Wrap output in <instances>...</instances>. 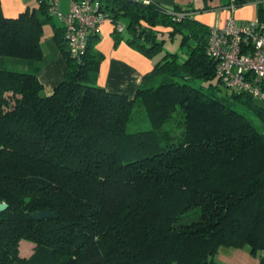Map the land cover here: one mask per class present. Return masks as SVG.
<instances>
[{
  "label": "trees",
  "instance_id": "trees-1",
  "mask_svg": "<svg viewBox=\"0 0 264 264\" xmlns=\"http://www.w3.org/2000/svg\"><path fill=\"white\" fill-rule=\"evenodd\" d=\"M36 1L16 17L0 1V264H219L220 248L264 253V102L217 76L199 11L101 0L114 47L125 38L152 71L132 98L110 93L97 84L100 33L78 60L59 27L66 73L46 95L41 44L54 24L50 0ZM159 34L187 48L182 62ZM37 211L55 217L34 221ZM22 242L33 245L27 258Z\"/></svg>",
  "mask_w": 264,
  "mask_h": 264
},
{
  "label": "crops",
  "instance_id": "crops-1",
  "mask_svg": "<svg viewBox=\"0 0 264 264\" xmlns=\"http://www.w3.org/2000/svg\"><path fill=\"white\" fill-rule=\"evenodd\" d=\"M2 12L6 17H16L27 8L29 4L23 0H0ZM35 1L31 6H35ZM168 9L191 8L199 12H192L194 20L208 28H223L230 17L229 7L234 0H152ZM257 0H245V4L235 7L233 18L238 24L258 19ZM63 14L64 11L60 8ZM234 6V5H233ZM56 18V17H52ZM57 19V18H56ZM58 20V19H57ZM59 21V20H58ZM264 21V18H262ZM62 27V23L60 24ZM113 26L105 23L101 28L97 48L104 55L100 64L97 84L106 91L114 94L125 95L132 98L141 86L143 76L152 71V62L134 50L125 42V38L114 47L112 39ZM163 32L168 30L162 29ZM125 34V29L122 32ZM54 34V33H53ZM50 44L42 41V67L38 73V79L43 86L46 95H50L53 89L62 81L66 73V62L61 56L53 35ZM169 52V51H168ZM172 53V52H171ZM219 264H264V253L251 254L248 247L242 249L220 248L217 254Z\"/></svg>",
  "mask_w": 264,
  "mask_h": 264
},
{
  "label": "built area",
  "instance_id": "built-area-1",
  "mask_svg": "<svg viewBox=\"0 0 264 264\" xmlns=\"http://www.w3.org/2000/svg\"><path fill=\"white\" fill-rule=\"evenodd\" d=\"M68 2V11H59V3ZM148 5L151 0H131ZM49 13L64 28V40L69 53L79 60L92 34H99L111 19L102 9L101 0H50ZM264 8V0H257ZM223 28H211L206 52L217 60V76L234 92H247L264 102V22L254 19L238 24L233 18L235 6ZM181 17V16H179ZM124 24H117L122 33Z\"/></svg>",
  "mask_w": 264,
  "mask_h": 264
},
{
  "label": "rangeland",
  "instance_id": "rangeland-1",
  "mask_svg": "<svg viewBox=\"0 0 264 264\" xmlns=\"http://www.w3.org/2000/svg\"><path fill=\"white\" fill-rule=\"evenodd\" d=\"M24 3H26L27 5L29 4L30 6V9L33 8V6H31V4L33 3V0H23ZM35 6L34 7H37V1H35ZM103 3L105 4V0H103ZM60 8H62V10L66 11L68 10V2L67 1H61V5H60ZM53 24L54 26H52L51 24H48V25H45L44 26V31H43V37H42V41L50 44V42H52L51 38H52V35L54 33V29L55 28H59L60 27V24L61 22L58 21L56 18H53ZM162 37L165 39V42L163 43V51L166 52V51H169V52H172V53H177L179 55V62H182L185 57H186V53H187V48L185 47H180L179 46V40L178 39H175V40H168V38L166 37V35H160L158 36V40H161ZM7 62L4 64L3 67L7 68V69H21L17 64H13L11 63L13 60L11 59H6ZM0 67H2V65H0ZM212 83L214 85L217 86V81L214 79L212 81ZM197 85L201 86L202 82L200 81H197L196 82ZM204 87H206V85L204 84L203 85ZM212 91H217V93H220V94H225L226 93V89H224L222 86H219L218 85V88H214ZM246 107L244 105H240L238 107V110L240 111H243V109H245ZM177 114V113H175ZM174 117H177L176 115H174ZM137 124L136 123H133L131 124V128L130 129H135L134 127H136ZM32 248H33V245H31L30 243H24L22 242L21 245H20V255L24 258H27L31 255L32 253Z\"/></svg>",
  "mask_w": 264,
  "mask_h": 264
},
{
  "label": "water",
  "instance_id": "water-1",
  "mask_svg": "<svg viewBox=\"0 0 264 264\" xmlns=\"http://www.w3.org/2000/svg\"><path fill=\"white\" fill-rule=\"evenodd\" d=\"M7 209V205L5 203H0V213L5 211ZM55 216L53 213H50L48 211L43 212H32L30 213V218L34 221H43L46 219H53Z\"/></svg>",
  "mask_w": 264,
  "mask_h": 264
}]
</instances>
